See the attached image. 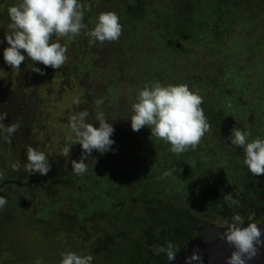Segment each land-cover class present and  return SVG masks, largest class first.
<instances>
[{
	"label": "rangeland",
	"instance_id": "374dc122",
	"mask_svg": "<svg viewBox=\"0 0 264 264\" xmlns=\"http://www.w3.org/2000/svg\"><path fill=\"white\" fill-rule=\"evenodd\" d=\"M13 2L0 0V113L5 114L0 129L19 124L11 139L0 130V195L7 199L0 208V264H59L65 250L92 253V264H127L118 259L114 230L136 225L137 235L151 237L163 228L160 217L174 216L175 207L194 215V232L204 220L226 226L233 212L245 222L261 215L256 199L264 193V173L246 169L243 153L235 155L239 146L227 157L217 130L227 118L231 129L247 126L250 138L264 136V0H83L89 28L97 13L113 10L121 36L94 45L84 30L75 39L61 37L67 60L58 69L30 58L15 69L5 63L6 9ZM213 5L215 13L208 14ZM33 63L42 74L32 70ZM153 80L185 83L202 96L210 127L195 147L174 154L168 144L150 138L146 126L131 129L135 93ZM98 97L115 129V151L93 150L85 158L88 170L75 175L71 160L80 159L79 143L69 156L60 153L70 142L69 117L87 108L98 126L92 120ZM29 144L48 156L46 174L25 170ZM16 161L19 170L12 167ZM209 168L220 169L226 182L203 175ZM226 193L240 206L226 202ZM140 216L157 220L144 225ZM112 218L118 220L111 226Z\"/></svg>",
	"mask_w": 264,
	"mask_h": 264
},
{
	"label": "clouds",
	"instance_id": "9594fccd",
	"mask_svg": "<svg viewBox=\"0 0 264 264\" xmlns=\"http://www.w3.org/2000/svg\"><path fill=\"white\" fill-rule=\"evenodd\" d=\"M6 11L8 19L4 40L7 46L3 48V59L13 69L19 68L26 58L58 69L67 60V45L61 42V37L71 36L75 39L84 30L88 44L94 45L98 41L118 40L123 27L119 15L113 10H106L97 13L93 26L89 28L84 22L83 0H15L8 4ZM32 70L41 74L44 71L35 63L32 64ZM202 99L197 91L191 90L185 83L165 84L159 80L145 82L142 87H138L130 105V127L138 131L146 126L150 130V138L163 141L168 144L169 151L180 154L189 147H195L210 127L201 106ZM72 102L78 105L79 97L74 96ZM93 103L96 109L92 120L97 121L98 126H93L87 108L74 112L68 122L70 142L60 149L61 155L67 157L72 145L79 143L82 149L80 159L71 160V172L75 175H82L88 170L85 158L93 150L101 154L115 151L111 148L115 143L112 138L115 129L101 107L104 98L98 97ZM4 116L0 113V121ZM18 127L19 124L13 122L0 130L6 131L11 139ZM250 137L251 132L247 126L232 128L227 138L230 143L224 144L243 149L242 162L252 174L264 173V136ZM20 166V161L12 165L16 170ZM24 168L29 173L38 172L43 175L49 171L51 164L44 151L29 144L26 147ZM223 198L232 205L240 206V201L231 193H226ZM6 203V197L0 195V208ZM224 223L226 227L220 236L232 246L230 255L225 257L227 264H249L264 247V229L252 221L245 223V217L239 212H233L230 220ZM177 250L178 246L169 241L166 246H159L154 251L163 252L172 261L176 258ZM92 261V253L73 250L60 252L59 264H92ZM184 262L204 264V259L199 251L193 250L184 256Z\"/></svg>",
	"mask_w": 264,
	"mask_h": 264
},
{
	"label": "trees",
	"instance_id": "16d2710c",
	"mask_svg": "<svg viewBox=\"0 0 264 264\" xmlns=\"http://www.w3.org/2000/svg\"><path fill=\"white\" fill-rule=\"evenodd\" d=\"M214 6L215 5H213L211 8V12L208 11V14H213V11L215 13L216 10H214ZM216 6H218V5H216ZM187 7H190V6H187ZM218 9H220V8H218ZM135 11H136V8L133 10V12H135ZM221 11H220V13H221ZM150 15L151 16H149V17L152 20L153 13ZM155 17H156V15L154 14V18ZM230 17H231V15L229 13H227L226 19L227 18L230 19ZM185 18L187 21L189 16L185 17ZM153 21H154V19H153ZM217 25H219V24L217 23L214 26H217ZM154 26H156V23L154 24ZM154 26H153V28H154ZM231 149L232 148H229V149L227 148V151H231ZM242 153H243V149L240 147H238L235 151V155L242 154ZM176 170L178 171V169H176ZM246 173L248 174V172H246ZM128 174H129V172H128ZM197 175H199V172L194 173V177L196 176V178H197ZM252 179H254V178L252 177ZM254 180H257V179H254ZM196 181L198 182V179H196ZM198 185H199V183H198ZM96 199H99V198L96 196ZM262 204L263 203H261V205ZM174 211L176 214L174 213V216H172V217H169V218L168 217H163V218L160 217L161 220H160L159 224H162L163 228L161 229L160 232L153 234V236H151V237H148L146 234L145 235H143V234L137 235V233L135 232V229H134L137 227L136 225H134L131 228V226L129 224H127L124 227L125 229H122V228L119 229L118 228V229L114 230L116 232H119L116 235V240L118 241L117 242L118 244L115 247L117 249L116 251H117L118 256H119L118 259H121V258L125 259L128 262L127 264H154V263H156V264H167L169 262V260L167 259L166 255L163 252H155L152 254L153 251L149 247V245L150 244L153 245L154 250H155L159 246H166L167 243L169 241H171L174 245L178 246V249H179L183 245V243H185L186 237H188V239H190L195 234L193 229H194V223L196 221V218L194 217V215L184 212L180 207H175ZM153 215H155V213ZM261 215H264V210L262 211ZM140 219H141L140 223L144 224V225H146L145 223H150L151 221L157 220V219H155V216H153V218L150 217L148 220H144L140 216ZM117 220L118 219H116V218H112L111 222H110L111 226ZM250 220H252L253 222H257V221H259V218L251 217ZM209 222L210 221H208V220H204L202 223L207 224ZM141 224H140V226H141ZM183 233H186L185 237L182 236ZM107 245H110V244H107ZM145 253L149 254L150 257L147 258V256L144 255ZM100 261L101 260H98L97 262H100ZM177 261H178V258L177 259L175 258L171 264H176Z\"/></svg>",
	"mask_w": 264,
	"mask_h": 264
},
{
	"label": "water",
	"instance_id": "95a60500",
	"mask_svg": "<svg viewBox=\"0 0 264 264\" xmlns=\"http://www.w3.org/2000/svg\"><path fill=\"white\" fill-rule=\"evenodd\" d=\"M248 222L246 221L245 223ZM255 223L264 229V216ZM225 227L211 222L200 224L194 236L183 243L177 250L176 259L178 258V261L176 264H185V253L188 255L193 250H197L202 254L204 264H227L225 257L230 255L232 246L220 236V233L223 232ZM185 248L186 250H183ZM172 261H169L167 264H171ZM249 264H264V247L261 248L255 258L249 261Z\"/></svg>",
	"mask_w": 264,
	"mask_h": 264
},
{
	"label": "flooded vegetation",
	"instance_id": "af4514ba",
	"mask_svg": "<svg viewBox=\"0 0 264 264\" xmlns=\"http://www.w3.org/2000/svg\"><path fill=\"white\" fill-rule=\"evenodd\" d=\"M225 121H227V125L226 124H224V127H222V130H221V128H219V126H218V130H217V132L219 131V129H220V132H219V135H220V137L218 136V140L224 145V147L223 148H231V147H227V146H225V144L224 143H230V141H228L227 140V138L231 135L230 134V132H231V128L230 127H232L231 125V122H232V120L231 119H229V120H227V118L226 119H224ZM223 121V120H222ZM221 121V122H222ZM220 122V123H221ZM215 124H216V122H215ZM215 133H216V130L214 131ZM223 140H224V142H223ZM230 152L228 151V155H227V157L230 155L229 154ZM241 169V168H240ZM241 172L242 173H246L247 172V170L246 169H241ZM197 173V172H196ZM205 174H209V175H213V176H215V177H217L218 179H217V182H219V184H223V183H225L226 181H225V176H224V174H223V172L219 169L218 170V168H209V169H207V171H203V175H205ZM246 175H247V177L249 176L247 173H246ZM259 174H257V176H258ZM198 178V177H197ZM255 180L253 179V182H254ZM263 200H264V193H263V195H261V199H256V201L257 202H259V204H260V206H261V208H260V210H258L257 211V213L256 214H258V213H262V211L264 210V205L262 204L261 205V203H263ZM256 201H255V204H256ZM259 215V214H258ZM252 216V217H257V218H259V220L264 216V215H259V216ZM249 221H252V220H249ZM215 224V223H214Z\"/></svg>",
	"mask_w": 264,
	"mask_h": 264
},
{
	"label": "bare ground",
	"instance_id": "6f19581e",
	"mask_svg": "<svg viewBox=\"0 0 264 264\" xmlns=\"http://www.w3.org/2000/svg\"><path fill=\"white\" fill-rule=\"evenodd\" d=\"M183 250H186V248H185V249H183ZM185 255H186V253H185Z\"/></svg>",
	"mask_w": 264,
	"mask_h": 264
}]
</instances>
